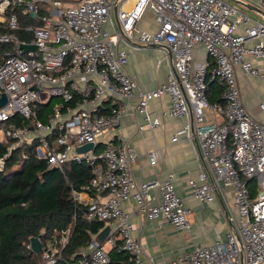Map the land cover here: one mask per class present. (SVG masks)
<instances>
[{
	"label": "built area",
	"instance_id": "built-area-1",
	"mask_svg": "<svg viewBox=\"0 0 264 264\" xmlns=\"http://www.w3.org/2000/svg\"><path fill=\"white\" fill-rule=\"evenodd\" d=\"M38 1L51 2L53 16H42L36 27L21 26L19 12L40 16ZM147 13L153 15V29L141 25ZM0 26L33 34L24 41L12 32L0 33V43L12 46L0 63V97L7 96L0 108V142H9L10 150L35 144L37 158L49 168L89 165L93 177L85 192L93 197L86 203V218L110 226L103 243L94 236L68 264H110L116 246L129 256L127 264H155L134 236L124 208L130 198L150 220L182 231L192 226L177 173L138 183L132 172L138 159L134 145L121 133L118 144L105 139L120 128L134 98L139 132L163 128L161 117L184 121L171 142L185 138L195 146L201 171L188 183L196 200L211 203L224 188L232 189L226 237L195 246L184 254L185 264H264V123L244 103L238 79L240 69L264 80L257 64L264 60L263 22L225 0H0ZM22 44L37 49L25 52ZM199 46L207 54L203 61L194 56ZM128 48H155L162 55L156 69L168 64L155 89H144L128 72ZM211 84L219 92L211 91ZM210 92L217 99L210 100ZM166 97L168 106L153 115L152 102ZM54 98L60 102L47 114ZM259 108L264 111V101ZM88 143L95 149L77 150ZM148 157L155 164L157 151L150 150ZM5 159H0L2 169ZM256 177L254 198L250 183ZM73 194L80 199V193ZM156 199L159 203L152 205ZM69 236L67 230L43 244L42 264L58 263Z\"/></svg>",
	"mask_w": 264,
	"mask_h": 264
},
{
	"label": "crops",
	"instance_id": "crops-1",
	"mask_svg": "<svg viewBox=\"0 0 264 264\" xmlns=\"http://www.w3.org/2000/svg\"><path fill=\"white\" fill-rule=\"evenodd\" d=\"M225 1L248 14L252 19L264 23V7L261 0ZM114 15H116L115 12ZM153 23V15L147 13L141 25L144 28L153 29ZM128 51V72L139 81L144 89H155L165 79L169 68L168 64H164L162 68L156 69L157 61L162 56L160 52L155 48L140 52L128 48ZM194 56L202 61L207 59L203 46L195 48ZM257 64L264 72V60L258 61ZM238 79L244 103L250 112L264 123V111L259 108V104L264 101V80L247 76L240 69L238 70ZM136 103V98L132 99L120 128L109 132L105 139H112L115 144H118L120 142L118 135L121 133L134 145L138 159L132 167V172L138 183L154 178H164L170 172L177 173L179 176L176 181L177 190L184 198L185 206L190 209L189 220L192 226L189 231H182L160 220H150L137 209L134 198L126 201L124 208L131 214L134 236L144 246L147 260L151 259L155 264H185L184 254L191 251L195 246L211 244L219 238L226 237L231 227L232 189L224 188V192L220 191L217 200L211 203L196 200L191 195L188 183L189 179L197 178L201 171V163L195 146L185 138L176 143L171 142V136L183 126L184 121L161 117L163 128L139 132L137 129L139 118L135 112ZM168 104L167 97L153 101L151 104L152 114H159ZM150 150L157 151L158 158L155 164L150 163L148 157ZM152 193L155 195L156 191L153 190ZM80 195L79 201L83 204L89 202L93 197L88 192H81ZM157 203L159 200L156 199L151 204Z\"/></svg>",
	"mask_w": 264,
	"mask_h": 264
},
{
	"label": "trees",
	"instance_id": "trees-1",
	"mask_svg": "<svg viewBox=\"0 0 264 264\" xmlns=\"http://www.w3.org/2000/svg\"><path fill=\"white\" fill-rule=\"evenodd\" d=\"M21 26L34 23L31 15L18 13ZM16 32L24 41L33 34L9 30L0 26V33ZM10 44L0 43V63ZM210 90L219 92L210 85ZM210 100L217 97L209 94ZM9 142H0V264H40L41 254H36L27 244L32 237L47 241L59 239L70 230L69 242L57 264H68L77 259L81 250L88 248L94 236L105 226L100 219L86 218V204L77 200L73 191L85 192L93 177L92 168L85 163L70 162L61 168H49L45 160L37 158L35 144L9 149ZM93 193L92 191L90 192ZM111 249L110 264H127L129 256Z\"/></svg>",
	"mask_w": 264,
	"mask_h": 264
},
{
	"label": "rangeland",
	"instance_id": "rangeland-1",
	"mask_svg": "<svg viewBox=\"0 0 264 264\" xmlns=\"http://www.w3.org/2000/svg\"><path fill=\"white\" fill-rule=\"evenodd\" d=\"M64 2L66 3H76L77 1L79 0H63ZM38 4H39V7L41 9V13H40V16L35 18V22L34 23H28L26 24V27L27 26H39L41 24V17L42 16H48V17H51L53 16L52 15V9L54 8L53 4L49 1H38ZM149 19V18H148ZM147 19V20H148ZM113 21L116 23L117 25V20H116V16L113 15ZM154 24V23H153ZM150 25V24H149ZM14 34H16V32H12ZM155 71L157 72V70L155 69ZM160 73V72H159ZM218 97V96H216ZM60 102V99L59 98H54L50 105L47 106L46 108V113L47 114H50L51 111H52V106L59 103ZM43 122L47 123V118H43ZM100 150L102 149V147L99 148ZM250 187L251 189L253 190V197L254 198H257V193H258V189H259V178L256 177L254 180L251 181L250 183ZM81 196V195H80ZM231 211H232V206H231ZM233 214V212H232ZM231 214V215H232ZM40 264H42V258L40 260Z\"/></svg>",
	"mask_w": 264,
	"mask_h": 264
},
{
	"label": "water",
	"instance_id": "water-1",
	"mask_svg": "<svg viewBox=\"0 0 264 264\" xmlns=\"http://www.w3.org/2000/svg\"><path fill=\"white\" fill-rule=\"evenodd\" d=\"M32 15L33 17H35L34 14ZM21 47L24 49L25 52L29 50L37 49V46L34 44H22ZM6 103H7V96L5 93H3L0 97V108L5 106ZM90 149H95V145L93 143H88L77 148L79 152H85ZM54 169L56 168L54 167ZM109 232H110V226L106 225L101 230V232L96 236V241H98L99 243H103L106 240ZM30 244H31V250L34 251L36 254H41L43 252V243L39 237H32L30 239Z\"/></svg>",
	"mask_w": 264,
	"mask_h": 264
}]
</instances>
